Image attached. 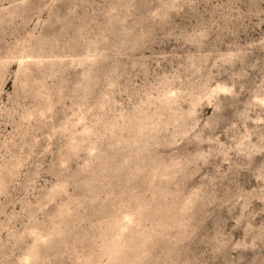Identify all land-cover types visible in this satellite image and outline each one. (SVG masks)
<instances>
[{
	"label": "rangeland",
	"instance_id": "1",
	"mask_svg": "<svg viewBox=\"0 0 264 264\" xmlns=\"http://www.w3.org/2000/svg\"><path fill=\"white\" fill-rule=\"evenodd\" d=\"M0 264H264V0H0Z\"/></svg>",
	"mask_w": 264,
	"mask_h": 264
}]
</instances>
